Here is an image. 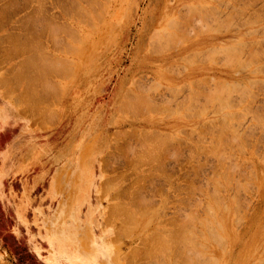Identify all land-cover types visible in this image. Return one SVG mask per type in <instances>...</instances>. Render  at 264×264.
Wrapping results in <instances>:
<instances>
[{
    "label": "rangeland",
    "instance_id": "rangeland-1",
    "mask_svg": "<svg viewBox=\"0 0 264 264\" xmlns=\"http://www.w3.org/2000/svg\"><path fill=\"white\" fill-rule=\"evenodd\" d=\"M263 63L264 0H0V264H264Z\"/></svg>",
    "mask_w": 264,
    "mask_h": 264
},
{
    "label": "bare ground",
    "instance_id": "bare-ground-1",
    "mask_svg": "<svg viewBox=\"0 0 264 264\" xmlns=\"http://www.w3.org/2000/svg\"><path fill=\"white\" fill-rule=\"evenodd\" d=\"M89 1H90V0H89ZM91 2H92V1H91ZM94 2H95V1H94ZM96 3H97V2H96ZM103 3H104V2H103ZM72 4H73V3H72ZM194 5H195V4H194ZM68 6H69V5H67V7H68ZM182 6H183V5H182ZM189 6H190V5H188V7H189ZM202 6H203V5H202ZM202 6H201V7H202ZM65 7H66V6H65ZM71 8H72V7H71ZM191 8H192V7H191ZM208 8H209V7H208ZM4 9H5V8H4ZM72 9H73V8H72ZM192 9H193V8H192ZM197 9H198V8H197ZM5 11H6V10H5ZM40 11H41V10H40ZM64 11H65V10H64ZM40 13H41V12H40ZM37 14H38V13H37ZM66 14H67V13H66ZM40 15H41V14H40ZM67 15H68V14H67ZM100 16H101V15H100ZM68 17H69V16H68ZM97 17H98V16H97ZM97 20H98V18H97ZM247 23H248V22H247ZM249 23H251V22H249ZM252 23H254V22H252ZM172 24H173V23H172ZM174 24H175V23H174ZM51 30H53V28H52ZM61 31H62V30H61ZM72 31H73V30H72ZM53 32H55V31H53ZM53 32H50V33L48 32L49 34H51V36H48V37H52ZM57 32H58V31H57ZM164 32H165V31H164ZM164 32H163V33H164ZM77 34H78V33H77ZM54 35H55V34H54ZM156 35H157V34H156ZM150 36H153V35H150ZM158 36H159V35H158ZM158 36H157V37H158ZM167 36L169 37V35H167ZM167 36H166V37H167ZM53 37H54V36H53ZM56 37H57V36H56ZM56 37H55V38H56ZM59 37H60V36H59ZM59 37H58V38H59ZM153 37H154V36H153ZM155 37H156V36H155ZM31 38H32V37H31ZM158 38H159V37H158ZM15 39H16V38H15ZM15 39H14V40H15ZM153 39H154V38H153ZM151 41H152V40H151ZM155 41H156V40H155ZM53 42H54V41H53ZM251 42H252V41H251ZM255 42H256V41H255ZM258 42H259V41H258ZM61 43H62V42H61ZM156 43H157V42H156ZM164 43H165V42H164ZM241 43H242V44H241ZM253 43H254V42H253ZM68 44H69V43H68ZM81 44H82V43H81ZM168 44H169V43H168ZM233 44L239 45V43H233ZM243 44L245 45V42H244V43H243V42H240V45L244 46ZM249 44H250V43H249ZM158 45H159V44H158ZM165 45H166V44H165ZM175 45H176V44H175ZM236 45H233V47L235 46L234 48H235V50H236V52H235V51H234V48H233V51L235 52V55H236V53H237V54L239 53V52H237V48H236V47H239V46H236ZM163 46H164V45H163ZM39 47H40V46H39ZM68 47H69V46H68ZM76 47H77V46H76ZM226 47L229 48L228 45H226ZM246 47H247V46H246ZM40 48H41V47H40ZM45 48H46V47H45ZM58 48H59V47H58ZM69 48H70V47H69ZM213 48H214V47H213ZM231 48H232V47H231ZM231 48H230V49H227V51H228V50H229V51H228V53H226L227 51L225 52L226 55H230V53H234V52H231V51H232ZM240 48H242V47L240 46ZM42 49H43V48H41V50H42ZM53 49H54V48H53ZM70 49H73V48H70ZM219 49H220V48H219ZM221 49H222V48H221ZM238 49H239V48H238ZM254 49H255V48H254ZM262 49H263V48H262ZM66 50H68V49H66ZM163 50H164V49H163ZM213 50H214V49H213ZM223 50H224V47H223L222 51H223ZM225 50H226V48H225ZM3 51H4V50H3ZM38 51H39V50H38ZM38 51H37V52H38ZM43 51H44V50H43ZM43 51H42V52H43ZM60 51H61V50H60ZM69 51H70V50H69ZM69 51H66V52H69ZM240 51H241V50H240ZM28 52H29V51H28ZM39 52H40V51H39ZM72 52H73V51H72ZM210 52H211V51H210ZM219 52H220V51H219ZM229 52H230V53H229ZM241 52H242V51H241ZM241 52H240V53H241ZM32 53H33V52H32ZM35 53H36V52H35ZM43 53H44V52H43ZM47 53H48V52H47ZM74 53H75V52H74ZM214 53H215V52H214ZM225 53H224V55H225ZM251 53L253 54V52H251ZM251 53H250V54H251ZM254 53H255V51H254ZM193 54H194V52H193ZM212 54H213V53H212ZM248 54H249V53H248ZM252 54H251V55H252ZM33 55H34V54H33ZM36 55H37V57H38V56H39V53H37ZM196 55H197V54H196ZM204 55H205V54H204ZM232 55H233V54H231L230 56H232ZM28 56H29V55H28ZM34 56H35V55H34ZM41 56H42V55H41ZM43 56H44V55H43ZM209 56H210V55H209ZM256 56H257V55H255V57H256ZM260 56H261V55H260ZM80 57H81V56H80ZM225 57H226L227 59H229L228 56H225ZM42 58H43V57H42ZM29 59H30V58H29ZM34 59H35V58H34ZM37 59H38V58H37ZM37 59H36V61H37V62L40 61V62H38V63H40V64H41L42 62H44V59H43L42 61H41V60H37ZM39 59H41V58L39 57ZM46 59H47V58H46ZM255 59H256V58H255ZM54 60H55V59H54ZM54 60H51L50 57H49V61H48V60H47V61H48V62H51V61H52V63H53L54 65H55L56 62L59 64V62H58L59 60H58V61L55 60V62H53ZM210 60H211V59H210ZM220 60H221V59H220ZM229 60H230V59H229ZM32 61H35V60L32 59ZM36 61H35V62H36ZM45 61H46V60H45ZM71 61H72V60H71ZM71 61H70V62H71ZM212 61H213V60H212ZM227 61H228V60H227ZM227 61H226V62H227ZM242 61H243V60H242ZM246 61H247V60H246ZM248 61H250V60H248ZM248 61H247V62H248ZM28 62H29V61H28ZM30 62H31V61H30ZM61 62H62V61H61ZM220 62H221V61H220ZM228 62H230V61H228ZM247 62H246V63H247ZM252 62H253V61H252ZM31 63H32V62H31ZM38 63H35V64H38ZM44 63H45V62H44ZM44 63H42V64H44ZM46 63H47V62H46ZM57 63H56V65H55L56 67H58V66H57V65H58ZM234 63H235V62H234ZM246 63H245V64H246ZM248 63H249V62H248ZM253 63H254V62H253ZM255 63H256V62H255ZM35 64L33 63L32 65H35ZM40 64H39V65H40ZM42 64H41V65H42ZM49 64H50V63H47V64H46L47 67L49 66ZM61 64L64 65L63 63H61ZM61 64H59V65L62 66ZM65 64H66V63H65ZM189 64H190V63H189ZM227 64H228V63H227ZM236 64H238V63H236ZM263 64H264V63H263ZM19 65H20V64H19ZM27 65H28V64H27ZM29 65H31V64H29ZM32 65H31V66H32ZM44 65H45V64H44ZM44 65H43V66H44ZM46 65H45V69H46ZM66 65H67V64H66ZM232 65H233V64H232ZM247 65H248V64H247ZM43 66H42V67H43ZM50 66H51V65H50ZM64 66H65V65H64ZM241 66H242V65H241ZM42 67L40 66V68H42ZM69 67H70V65H69ZM22 68H23V67H22ZM30 68H31V67H30ZM40 68H39V66H38L37 70H35L36 73H37L38 69H40ZM43 68H44V67H43ZM43 68H42L41 70H43ZM64 68H65V67H64ZM35 69H36V65H35ZM45 69H44V70H45ZM48 69L50 70V68H47L46 73H47V72H48V73H51V71L49 72ZM71 69H72V68H71ZM71 69H70V70H71ZM27 70H28V69H27ZM33 70H34V69H33ZM44 70L42 71V72L44 73L43 75L46 74V73L44 72ZM59 70H60V68H59ZM61 70H62V68H61ZM61 70H60V71H61ZM67 70H68V69H66V74L64 73V74H65L64 77H65V76H68V75H67V72H68ZM42 72H41V74H42ZM62 72H63V71H62ZM62 72H61V73H62ZM38 73H39V71H38ZM38 73H37V74H38ZM68 73H69V72H68ZM26 74H27V73H26ZM33 74H34V73H33ZM33 74H32V75H33ZM35 75H36V74H35ZM38 75H39V74H38ZM43 75H42V76H43ZM57 75H58V74H57ZM39 76H41V75H39ZM42 76H41V77H42ZM48 76H49V75H48ZM58 76H59V75H58ZM43 77H44V78H43L44 80H48V79H49V78L47 79L46 76H43ZM32 78H34V76L31 77V79H32ZM37 78H38V76H37L36 78H34V79H37ZM45 78H46V79H45ZM60 78H61V77H60ZM28 79H29V77H28ZM0 80H1V79H0ZM8 80H9V79H8ZM252 80H253V79H252ZM252 80H251V81H252ZM39 81H40V80H39ZM197 81H198V79H197ZM197 81H196V82H197ZM204 81H205V80H204ZM258 81H259V80H258ZM214 82H216V81H214ZM214 82H213V83H214ZM4 83H6V82H4ZM224 83H226V82H224ZM221 84H222V83H220V85H221ZM235 84H236V83H235ZM198 85H199V84H198ZM220 85H219V86H220ZM228 85H229V84H228ZM228 85H227V87H228ZM237 85H238V84H236V86H237ZM221 86H222V85H221ZM225 86H226V85H225ZM28 87H29V86H28ZM222 87H224V84H223ZM229 88H231V87H229ZM245 88H246V87H244V89H245ZM12 89H13V88H12ZM175 89H176V88H175ZM221 89H222V88H221ZM224 89H225V88H224ZM224 89L222 90L223 93H225V92H224V91H225ZM244 89H243V90H244ZM250 89H251V88H250ZM217 90H219V89H217ZM217 90L215 89L216 92H219V91H217ZM248 90H249V89H248ZM31 91H32V90H31ZM250 91H251V90H250ZM10 92H11V91H10ZM25 92H26V90H25ZM227 92H228V90H227ZM227 92H226V93H227ZM242 92H243V91H242ZM32 93H33V92H32ZM32 93L30 92V94L33 96L34 93H33V94H32ZM206 93H207V91H206ZM210 93H211V92H210ZM214 93H215V92H214ZM233 93H234V92H233ZM236 93L238 94V92H236ZM243 93H245V92H243ZM249 93H250V92H249ZM216 94H217V95L219 96V98H220V96H221L220 93H219V94L216 93ZM229 94H230V93H229ZM255 94H256V93H255ZM26 95H28V94L26 93ZM31 95H29V96H31ZM224 95H226V94H224ZM242 95H243V94H242ZM38 96H39V95H38ZM212 96H213V93H212V95L210 96V98H211ZM246 96H247V95H246ZM21 97H22V96H21ZM26 97H27V96H26ZM34 97H36V96H34ZM205 97H206V96H205ZM222 97L225 98V96H223V95H222ZM29 98H30V97H29ZM29 98H27V99L29 100ZM188 98H189V97H188ZM212 98H213V97H212ZM224 98H223L222 100H224ZM238 98H239V97H238ZM20 99H21V98H20ZM22 99H23V98H22ZM213 99H214V98H213ZM220 99H221V98H220ZM211 100H212V99H211ZM222 100H221V101H222ZM226 100H227V98H226ZM209 101H210V100H209ZM215 101H216V100H215ZM224 101H225V100H224ZM193 102H194V101H193ZM213 102H214V100H213ZM216 102H217V101H216ZM225 102H226V101H225ZM225 102H223V103H225ZM194 103H195V102H194ZM208 103H209V102H208ZM34 104H36V103H34ZM218 104H219V103H218ZM227 104H229V103H227ZM227 104H226V107H227ZM30 105H33V104L31 103ZM185 105H186V104H185ZM221 105H222V102H221ZM221 105H218V106L220 107ZM229 105H230V104H229ZM236 105H237V104H236ZM34 106H35V105H34ZM41 106H42V105H41ZM181 106H182V105H181ZM222 106H223V105H222ZM224 106H225V104H224ZM30 107H32V106H30ZM200 107H201V106H200ZM230 107H231V106H230ZM185 108H186V106H185ZM224 108H225V107H224ZM41 109H42V108H41ZM191 109H192V108H191ZM204 109H205V108H204ZM206 109H207V108H206ZM210 109H211V108H210ZM221 109H222V107L220 108V110H221ZM38 110H39V109H38ZM198 110H199V109H198ZM217 110H218V109H217ZM220 110H219V111H220ZM40 111H41V110H40ZM172 111H173V110H172ZM178 111H179V110H178ZM200 111H202V110H200ZM233 112H234V111H233ZM233 112L230 113V114H233ZM169 113H170V112H169ZM189 113H191V112H189ZM213 113H214V112H213ZM227 113L229 114V112H227ZM227 113L225 112L226 115H227ZM182 114H183V113H182ZM191 114H192V113H191ZM230 114H229V115H230ZM168 116H169V115H168ZM186 116H187V115H186ZM189 116H190V115H189ZM228 117H229V116H228ZM223 118H224V117H223ZM234 118H235V117H234ZM215 119H216V118H215ZM212 120H213V119H212ZM219 120H220V119H219ZM223 121H224V120H223ZM212 122H213V121H212ZM216 124H218V123H216ZM219 124H220V123H219ZM219 124H218V125H219ZM215 126H216V125H215ZM215 126H214V127H215ZM210 128H211V127H210ZM219 128H220V127H219ZM219 128H218V129H219ZM225 128H227V127L225 126ZM196 129H197V128H196ZM220 129H221V128H220ZM211 130H212V129H211ZM211 130H210V131H211ZM231 130H232V129H231ZM191 131H192V130H191ZM193 132H194V131H193ZM195 132H196V131H195ZM146 133H147V132H146ZM122 134H123V133H122ZM231 134H232V133H231ZM231 134H230V135H231ZM215 136H216V135H215ZM216 137H217V136H216ZM230 138H231V137H230ZM230 138H229V139H230ZM155 139H157V138H155ZM226 139H227V138H226ZM231 139H232V138H231ZM220 142H221V141H220ZM220 142H219V143H220ZM229 142H230V141H229ZM141 143H142V142H141ZM146 143H148V142H145V144H146ZM159 143H160V142H159ZM212 143H213V142H212ZM221 143H222V142H221ZM232 143H233V142H232ZM211 145H212V144H211ZM214 145H215V144H214ZM130 146H131V145H130ZM144 146H145V145H144ZM236 147H237V146H236ZM242 147H243V146H242ZM242 147H241V148H242ZM131 148H132V147H131ZM204 148H205V147H204ZM212 148H213V147H212ZM139 149H140V148H139ZM207 149H208V148H207ZM213 149H214V148H213ZM215 149H216V151H217V148H216V147H215ZM219 149H220V148H219ZM222 149H223V148H222ZM222 149H221V151H222ZM210 150H211V149H210ZM226 150H227V149H226ZM129 151H131V149H130ZM129 151H128V152H129ZM207 151H208V150H207ZM216 151L214 152V151L212 150V152H214V154L216 153ZM221 151H219V152H221ZM224 151H225V150H224ZM139 152H140V151H139ZM217 152H218V151H217ZM130 153H131V152H130ZM222 153H223V151H222ZM207 154H208V153H206V155H207ZM217 154H218V153H217ZM218 155H219V154H218ZM139 156H140V155H139ZM221 156H222V155H221ZM223 156H224V155H223ZM231 156H232V155L230 154V157H231ZM217 157H220V156H217ZM224 157H225V156H224ZM228 157H229V156H228ZM233 158H234V157H233ZM217 159H218V158H217ZM219 159H220V158H219ZM215 160H216V159H215ZM229 162H230V160H229ZM229 162H228V163H229ZM236 163H237V162H236ZM231 168H232V167H231ZM237 168H238V167H237ZM228 169H229V168H228ZM229 170H230V169H229ZM232 170H233V169H232ZM222 171L225 172L223 169H222ZM226 171H227V170H226ZM225 173H226V172H225ZM221 174H222V173H221ZM223 175H224V174H223ZM216 176H218V175H216ZM224 179H225V178H224ZM236 179H237V178H236ZM217 181H218V180H217ZM224 181H225V180H224ZM235 181H236V180H235ZM215 182H216V180H215ZM233 182H234V181H233ZM216 183H217V182H216ZM225 183H226V182H225ZM238 183H239V182H238ZM240 183H241V182H240ZM206 184H207V183H206ZM214 184H215V183H214ZM220 184H221V183H219V185H220ZM241 184H242V183H241ZM210 185H211V184H210ZM221 187H222V186H221ZM225 188H226V187H225ZM237 189H238V188H237ZM214 190H215V189H214ZM214 190H213V191H214ZM216 190H217V188H216ZM217 192H218V191H217ZM207 196H208V195H207ZM207 199H208V198H207ZM199 200H200V199H199ZM137 201H138V200H137ZM140 202H141V201H140ZM233 202L235 203V201H233ZM141 203H142V202H141ZM196 203H197V202H196ZM236 203H237V202H236ZM236 203H235V205H236ZM144 205H145V204H144ZM114 206H115V208H116V207L119 206V205H117V206L114 205ZM112 207H113V205H112ZM118 208L120 209V207H118ZM124 208H125V207H124ZM227 208L230 209L229 207H227ZM111 209H112V208H111ZM113 209H114V208H113ZM126 209H127V208H126ZM233 209H235V206H234ZM127 211H128V210H127ZM205 211H206V210H205ZM227 211H229V210H227ZM235 211H236V210H235ZM113 212H114V211H113ZM208 212H209V211H208ZM188 213H189V212H188ZM190 213H191V212H190ZM190 213H189V214H190ZM234 213H235V212H234ZM236 213H238V211H236ZM138 214H139V213H138ZM193 214H194V213H193ZM209 214H210V213H209ZM114 215H115V214H114ZM140 215H141V214H140ZM152 215H153V214H152ZM152 215H150V216H152ZM161 215H162V213H161ZM220 215H221V213H220ZM226 215H227V213H226ZM153 216H154V215H153ZM191 216H193V215H191ZM194 216H195V215H194ZM209 216H210V215H209ZM236 216H237V215H236ZM140 217H141V216H140ZM154 217H155V216H154ZM162 217H163V216H162ZM129 218H130V217H129ZM151 218H152V217H151ZM188 218H189V217H188ZM190 218H191V217H190ZM192 218L194 219V217H192ZM192 218H191L190 220H193ZM208 218H209V217H208ZM211 218H212V217H211ZM149 219H150V218L148 217L146 220L148 221ZM185 219H187V218H185ZM217 219H218V218H217ZM128 220H129V219H128ZM131 220H132V221H130V222L132 223V222H133V219H131ZM151 220H152V219H151ZM190 220H188V222H189ZM205 220H206V218H205L203 221H205ZM147 221H145V222H147ZM177 221H178V220H177ZM206 221H207V220H206ZM206 221H205V222H206ZM226 221H227V220H226ZM161 222H162V221H161ZM188 222H187V223H188ZM199 222H200V221H199ZM209 222L211 223V221H209ZM124 223H125V222H124ZM131 223H130V224H131ZM148 223H150V222L148 221ZM148 223L145 224V225L147 226ZM215 223H216V222H215ZM151 224H152V223H151ZM191 224H192V223H191ZM145 225H143V227H145ZM200 225H201V224H200ZM179 226H181V225L179 224ZM209 226H210V225H209ZM129 227H130V226H129ZM204 227H205V226H204ZM207 227H208V226H207ZM188 228H189V227H188ZM210 228H211V227H210ZM123 229H124V228H123ZM125 229H126V228H125ZM145 229H146V228H145ZM160 229H161V228H160ZM167 229H169V228H167ZM175 229H177V228H175ZM181 229L183 230V229H185V228H181ZM189 229H190V228H189ZM201 229H202V228H201ZM206 229H207V228H206ZM128 230H129V229H128ZM154 230H155V229H154ZM182 230H180V228H178L177 231H178V232H179V231L182 232ZM187 230H188V229H187ZM151 231H152V230H151ZM190 231H192V229H191ZM212 231H213V230H212ZM116 232H117V231H116ZM162 232H163V230H162ZM167 232H168V231H167ZM180 232H179V233H180ZM188 232H189V231H188ZM152 233H153V232H152ZM154 233H155V232H154ZM156 233H157V232H156ZM174 233H177V232H174ZM198 233H199V232H198ZM180 234H181V233H180ZM211 234H212V233H211ZM153 235H154V234H153ZM158 235H160V234L158 233ZM170 235H172V234H170ZM184 235H185V234H184ZM184 235H183V236L181 235V238H180V239H182V237L184 238V237H185ZM189 235H190V237L193 239V237L191 236V234H189ZM193 235H194V234H193ZM201 235H202V234H201ZM168 236H169V234H168ZM175 236H176V235H175ZM178 236L180 237V235H177V237H178ZM155 237H156V236H155ZM164 237H165V235H164ZM177 237H176V238H177ZM179 237H178V238H179ZM187 237H188V236H187ZM187 237H186L185 240H187ZM198 237H199V236H198ZM218 237H219V236H218ZM158 238H159V237H158ZM170 238H171V237H170ZM176 238H175V239H176ZM178 238H177V239H178ZM191 238H190V239H191ZM211 238H212V237H211ZM222 238H223V237H222ZM159 239H160V238H159ZM172 239H173V241L175 240L174 238H172ZM177 239H176V240H177ZM180 239H179V240H180ZM205 239H206V237H205ZM223 239H224V238H223ZM149 240H151V239H149ZM149 240H148V241H149ZM165 240H166V239H165ZM165 240H164V241H165ZM218 240H219V239H218ZM220 240H221V239H220ZM166 241H167V240H166ZM189 241H190V240H189ZM204 241H206V240H204ZM221 241H222V240H221ZM152 242H153V241H152ZM177 242H178V240H177ZM182 242H183V241H182ZM169 243H170V242H169ZM200 243H201V242H200ZM178 244H179V242H178ZM188 244H191V243L188 242ZM206 244H207V243H206ZM156 245H157V244H156ZM156 245H155V247H156ZM170 245H171V244H170ZM193 245H195V244H193ZM147 246H148V245H147ZM175 246H176V245H175ZM189 246H190V245H189ZM198 246H199V244H198ZM163 247H164V246H163ZM148 248H149V247H148ZM168 248H169V247H168ZM182 248H183V247H182ZM191 248H192V245H191ZM260 248H261V247H260ZM151 249H153V248H151ZM151 249H150V250H151ZM154 249H155V248H154ZM177 249H178V248H177ZM198 249H199V247H198ZM144 250H146V249L144 248ZM170 250H171V249H170ZM181 250H183V249H181ZM187 250H189V249H187ZM208 250H209V249H208ZM222 250H223V249H222ZM263 250H264V249H263ZM146 251H148V250H146ZM146 251H145V252H146ZM167 251H168V250H167ZM150 252H151V251H150ZM157 252H158V251H157ZM194 253H195V252H194ZM199 253H200V251H199ZM201 253H202V252H201ZM134 254H135V253H134ZM137 254H138V253H137ZM146 254H147V253H146ZM171 254H172V253H171ZM150 255H151V253H150ZM187 255H189V254H187ZM190 255H191V254H190ZM190 255H189V256H190ZM200 255H201V254H200ZM202 255H203V254H202ZM202 255H201V256H202ZM147 256H148V255H147ZM181 256H182V255H181ZM160 257H161V256H160ZM163 257H164V256H163ZM184 257H185V256H184ZM193 257H195V256H193ZM179 258H182V257H179ZM177 259H178V258H177ZM182 259H183V258H182ZM186 259H187V258H186ZM186 259H185V260H186ZM190 259H191V257H190ZM215 259H216V258H215ZM171 261H172V260H171ZM173 261H174V260H173ZM189 261H190V260H189ZM189 261H187V262H189ZM198 261H199V260H198ZM202 261H203V260H202ZM204 261H205V260H204ZM263 261H264V260H263ZM180 262H181V261H180ZM192 262H193V261H192ZM171 263H172V262H171ZM193 263H194V262H193ZM207 263H209V262H207ZM262 263H264V262H262ZM179 264H181V263H179ZM182 264H184V262H183ZM209 264H210V263H209ZM214 264H215V263H214Z\"/></svg>",
    "mask_w": 264,
    "mask_h": 264
}]
</instances>
